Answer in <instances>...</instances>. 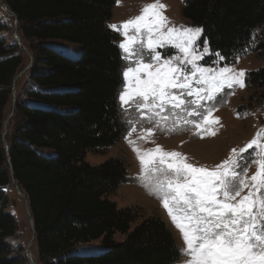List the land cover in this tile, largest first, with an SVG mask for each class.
I'll list each match as a JSON object with an SVG mask.
<instances>
[{
    "label": "trees",
    "instance_id": "trees-1",
    "mask_svg": "<svg viewBox=\"0 0 264 264\" xmlns=\"http://www.w3.org/2000/svg\"><path fill=\"white\" fill-rule=\"evenodd\" d=\"M118 0H5L21 22L23 35L38 40L37 64L28 101L19 102L21 125L9 145L15 180L28 196L43 264H179L177 240L159 216L136 226L131 208H118L109 194L129 182L126 162L85 160L88 150L106 148L127 133L118 101L122 50L109 27ZM183 16L202 27V40L221 64H234L251 47L264 24V0H183ZM9 29L0 18V34ZM78 46L76 55L56 47ZM254 51L264 56V42ZM23 63L17 45L0 36V264H28L8 238L18 221L6 210L12 180L1 132L12 83ZM246 84L264 86V65L247 72ZM125 235L116 241L115 235ZM101 249L73 253L78 244ZM72 251V252H71Z\"/></svg>",
    "mask_w": 264,
    "mask_h": 264
},
{
    "label": "rangeland",
    "instance_id": "rangeland-1",
    "mask_svg": "<svg viewBox=\"0 0 264 264\" xmlns=\"http://www.w3.org/2000/svg\"><path fill=\"white\" fill-rule=\"evenodd\" d=\"M1 1L6 3L5 0ZM157 2L165 6L161 11L167 17L169 27L184 25L202 29V27L192 24L183 16V0H118L109 21V26L117 25L118 30L111 29L119 34L118 44L127 42V37L122 34L123 30L120 28L122 23L141 15L144 6ZM0 18L5 20L9 26V29L2 32L0 36H4L8 44L17 45V50L23 57V63L11 86V99L5 109V120L1 132L2 143L10 145L22 121L16 105L19 102L28 101L26 94L28 89L32 87L31 74L38 58L36 47L41 42L26 38L22 33L19 19L16 22L12 11L10 9L7 11L1 5V2ZM131 34L134 33L130 30ZM136 35L146 47V38L139 34ZM260 42H264V24L256 29L251 47L244 53L239 54L234 64H221V56L214 55L211 52L208 42L205 44L201 34L197 42L198 54L204 48L208 49V53L196 61L199 67L211 69L212 72L209 75L218 74L220 70L225 68L231 70L226 74L228 76L235 75L240 71L244 72V87L234 86L228 88L226 86L227 80H222V91L215 94V98L211 101L201 100L200 105L203 106L202 108L198 105L189 104L186 110L173 109L163 112L157 117L147 109L138 110L135 105L125 106L118 99L122 119L127 125L126 135L112 146L88 150L85 154V160L92 165H99L113 157L126 162L130 177L129 182L122 184L108 196L116 203L118 208H131L133 210L136 218L132 223V227L147 217L159 216L173 232L180 250L186 247L182 232L174 225L168 211L163 207L162 199L150 190L156 181L158 179L162 180L163 177L152 170L154 165H149L146 169L139 159L140 155L154 150L157 146L165 151L181 153L187 158L186 162L188 163L213 170L217 165L232 157L233 149L239 155L241 150L245 149L246 145L255 139L257 141L256 146L245 151L243 158L240 160L245 178L249 182V188L244 189L241 195H247L250 190L255 191L252 188L254 182L250 178L259 171L257 161L262 151H264V86H248L246 75L247 72L257 70L264 65V56L254 51V48ZM52 43L71 55H76L78 51V46L74 44L60 41ZM132 47L139 49L140 45L133 44ZM157 50L162 53V57L165 55L172 58L180 56L183 59V53L172 45ZM122 54L124 58L126 54L123 50ZM138 59V56L130 55L127 57V62L134 64ZM124 61L126 63L125 58ZM198 76L199 73L193 79V86L207 88V85L195 82ZM14 84L16 87L15 93L13 92ZM185 99L186 102H190L195 97H185ZM192 109L204 113L211 109V114L207 117L208 121L211 122H206L200 116L189 115L188 112ZM197 124H199V127L196 126ZM5 131L6 134L4 135ZM135 149H139V152ZM5 191L9 197V205L6 211L18 221V227L15 233L8 238V241L13 246L22 248V254L27 256L28 264H43L39 257L35 225H33L29 214L27 194L18 182L16 184L13 180L7 185ZM261 198H264V189H261L256 197L257 206L254 209L256 212H259V200ZM124 238L125 235L120 233L115 235L116 241H122ZM101 248V242L94 241L87 244H78L72 251L81 254L98 251ZM181 253L182 257L179 264H185L189 257L185 256L182 251Z\"/></svg>",
    "mask_w": 264,
    "mask_h": 264
},
{
    "label": "snow or ice",
    "instance_id": "snow-or-ice-1",
    "mask_svg": "<svg viewBox=\"0 0 264 264\" xmlns=\"http://www.w3.org/2000/svg\"><path fill=\"white\" fill-rule=\"evenodd\" d=\"M164 7L158 2L150 3L143 7L141 15L120 26L127 42L118 45L126 54L119 101L159 117L173 109L186 110L189 104L202 108L201 100L211 101L222 91V80H227L228 88L244 87L243 71L228 76L231 70L225 68L209 75L211 69L199 67L196 61L208 53L204 48L198 54L197 42L203 30L184 25L169 27L161 11ZM109 27L118 30L117 25ZM130 30L134 34L130 35ZM136 34L146 38V47ZM133 44L140 45L139 49H134ZM168 45L183 53V59L162 57L157 49ZM130 55L139 59L134 64L127 62ZM198 73L195 82L207 88L193 86ZM193 96L194 100L186 102L185 97ZM188 114L211 122L207 119L211 109L207 113L192 109ZM256 144L255 139L250 141L239 155L233 149L232 157L213 170L188 163L181 153L165 151L160 146L139 156L146 169L154 165L152 170L163 177L150 190L162 199L163 207L182 232L186 247L181 251L189 257L185 264H264V198L259 200V212L254 211L256 197L264 189V151L257 161L259 171L250 178L255 191L241 195L249 182L240 160Z\"/></svg>",
    "mask_w": 264,
    "mask_h": 264
},
{
    "label": "water",
    "instance_id": "water-1",
    "mask_svg": "<svg viewBox=\"0 0 264 264\" xmlns=\"http://www.w3.org/2000/svg\"><path fill=\"white\" fill-rule=\"evenodd\" d=\"M0 2H1V5H2L7 11H9V8H7V7H8L7 4L4 3V2H2L1 0H0ZM12 13H13V12H12ZM13 15L15 16V20H16V22H17V21H18L17 16H16L14 13H13ZM14 81H15V80H14ZM15 91H16V87H15V84H14V86H13V92L15 93ZM5 134H6V131H5L4 135H5ZM5 146H6V149H7V156H8V160H9V165H10V171H11V175H12V180L17 184V181L15 180L14 175H13V166H12V163H11V160H10V157H9V145H8L7 143H5ZM28 209H29V214H30L31 221H32L33 225H35V223H34V219H33V216H32L31 210H30V203H29V200H28ZM34 233H35V231H34Z\"/></svg>",
    "mask_w": 264,
    "mask_h": 264
},
{
    "label": "bare ground",
    "instance_id": "bare-ground-1",
    "mask_svg": "<svg viewBox=\"0 0 264 264\" xmlns=\"http://www.w3.org/2000/svg\"><path fill=\"white\" fill-rule=\"evenodd\" d=\"M8 8V7H7Z\"/></svg>",
    "mask_w": 264,
    "mask_h": 264
}]
</instances>
